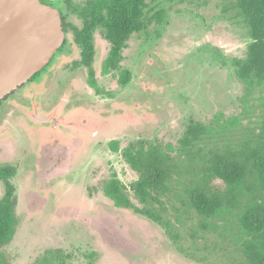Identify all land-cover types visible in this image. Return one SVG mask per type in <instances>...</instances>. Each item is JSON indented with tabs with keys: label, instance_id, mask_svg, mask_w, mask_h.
<instances>
[{
	"label": "rangeland",
	"instance_id": "obj_1",
	"mask_svg": "<svg viewBox=\"0 0 264 264\" xmlns=\"http://www.w3.org/2000/svg\"><path fill=\"white\" fill-rule=\"evenodd\" d=\"M147 1L152 9L166 11L163 23L152 22L145 30L131 34L124 46L113 45L102 28L94 30L91 67L100 93L88 84V67L80 65L73 70L69 65L58 74L51 95L43 102L49 106L54 100H64L70 103L69 109L73 101L75 105L83 102L99 110L102 118L110 119L107 133H92L91 146L75 162L67 176L68 184L56 182L57 178L49 180L55 192L50 191L45 199L34 182L35 174L28 172L23 177L20 190L21 162L27 171V149H38L40 141L26 127H15L17 145L14 143L9 161L16 164V176L11 179L15 187V227L9 242L0 249V264L243 262L234 231L220 226V220L215 221L218 227H209L192 217L182 226L180 238L174 240L145 216L115 208L103 193L115 174L131 200L137 202L131 185L138 175L119 151L110 148V143L116 142L120 150L136 140L177 146L190 120L214 126V138L227 142L249 134L264 120V91L248 88L236 74L235 61L246 56L251 38L235 1ZM66 19L74 24L81 21L74 13ZM123 71L130 75L126 85L120 82ZM224 126L227 128L221 131ZM61 131L63 136L69 132L64 128ZM196 169V165L183 160L177 164L186 181L196 179ZM210 184L214 190H225L219 180ZM33 191H38V199L29 196ZM106 209L123 214L124 224L145 244L134 258L93 227L92 220Z\"/></svg>",
	"mask_w": 264,
	"mask_h": 264
},
{
	"label": "trees",
	"instance_id": "obj_2",
	"mask_svg": "<svg viewBox=\"0 0 264 264\" xmlns=\"http://www.w3.org/2000/svg\"><path fill=\"white\" fill-rule=\"evenodd\" d=\"M234 1L251 38L246 56L235 61L236 74L248 88L256 87L264 91V0ZM65 5L68 12H60L66 35L64 43L46 67L32 75L26 84V91L34 89L31 92L34 93L43 90V82L47 79L42 78L36 84L37 79L46 75L48 79L53 78L52 71L57 67L70 65L74 70L84 65L89 68V86L100 93L91 67L94 30L102 28L105 37L113 45L121 47L131 34L145 30L150 23L162 24L166 13L164 9H152L147 0H84L82 4L65 0ZM72 13L81 20L79 24L67 21L66 17ZM129 77V72L123 71L121 84L126 85ZM65 93L64 96H67L68 93ZM31 103L35 106L36 100L32 98ZM64 105L65 101L61 100L47 112L57 117L60 114L64 116L59 119L71 134L60 135L62 145L74 144L77 138L83 139L85 135L92 137L94 131L107 133L110 119L102 118L99 110L81 102L69 109L65 116ZM225 128L227 126L221 131ZM27 130L39 137L40 146L35 150L37 184L41 189L39 193H43L45 199L52 188L49 180L60 174L57 172L68 162L53 134L62 131L61 128L54 131L49 127H40L33 121ZM50 130L51 134L48 133ZM214 131V126L190 120L177 146L168 144L164 147L147 140H136L120 150L116 142L110 143V148L119 151L125 163L138 175L131 185L137 202L131 200L115 174L105 184L103 193L115 208L145 216L160 225L174 240L180 238L182 226L192 217L209 227H218L215 221L220 220V226L234 231L243 257L241 264H264V120L249 134L227 142L216 140ZM13 150V141L0 136V178L4 182V194L0 198V249L9 242L15 227V198L13 186L8 181L14 167L4 164L10 160ZM181 160L197 166L196 179H184L177 170ZM212 180H219L225 190H214L210 184ZM39 193L33 191L32 197L38 199ZM121 215L124 216L107 209L101 210L92 220L93 227L112 243L120 244L124 252L134 258L145 244L132 228H127Z\"/></svg>",
	"mask_w": 264,
	"mask_h": 264
},
{
	"label": "water",
	"instance_id": "obj_3",
	"mask_svg": "<svg viewBox=\"0 0 264 264\" xmlns=\"http://www.w3.org/2000/svg\"><path fill=\"white\" fill-rule=\"evenodd\" d=\"M65 36L52 4L0 0V100L46 66Z\"/></svg>",
	"mask_w": 264,
	"mask_h": 264
},
{
	"label": "flooded vegetation",
	"instance_id": "obj_4",
	"mask_svg": "<svg viewBox=\"0 0 264 264\" xmlns=\"http://www.w3.org/2000/svg\"><path fill=\"white\" fill-rule=\"evenodd\" d=\"M41 1L52 4L53 6L57 7L60 10V12L62 11V3L64 2L62 0H57V1L41 0ZM52 57H51V59H52ZM45 67L46 66H44L42 69H44ZM61 70H63L62 67L55 68L52 71V73L55 75L53 78L48 79L47 75L45 77L39 76V78L36 81V84H38L37 82L41 81L42 78L47 79L43 82V90H41V91L36 90L34 93H31L34 89H28L26 91V84L28 83V81L32 77L31 76L25 83H23L22 85L17 87L15 90H13L11 93L7 94L4 98H2L0 100V136H2V137L5 136V137L10 138L13 141V144L16 143V145H17V139H15L14 134H13L15 127H18V125H20L21 127L24 126L27 128V126L32 121L38 125L40 124V127H49L50 129H53L54 131H56L58 128L66 129L65 128L66 126H64L62 124L61 120L59 119L60 117H64L63 115L60 114V116L57 117L56 115H53V114L52 115L47 114V112H49V110L55 108L58 105V103H60V101L57 102L54 100L53 103H51L49 106H46L43 104V102L51 95L52 86H53L58 74H60ZM40 71H38V72H40ZM45 85H46V89H45ZM32 98H34L36 100L35 106L31 103ZM73 104L75 105L74 101H73ZM74 105H73V107H74ZM68 106H70V103L69 104L66 103L64 105V109H65L64 115L65 116H67L69 113L68 112L69 108H67ZM73 107H71L70 109H72ZM48 133L51 134V130L48 131ZM53 134L55 136L54 139L57 138L56 141H57L58 147L60 148L59 150H61L60 152L62 153V150H64V153L66 154V158L68 160L66 165H64V167L62 168V170L64 171L63 174H58L53 179L57 178L56 182H59L60 180H62V181H60L61 184L67 185L68 184L67 176H68L69 172L73 169L75 162L79 161L80 158L84 155V153H87L88 148H90V146H91V142L89 143L91 137L85 135V139L77 138L78 140H76V142H73L74 144L66 143V144L62 145L61 144L62 141H61V137H60V135H62V133H60V134L56 133L55 134L53 132ZM14 147H15V145H14ZM27 150H28L27 151L28 155H27L26 161H27V165H28L29 169L27 171H25V169L23 167L24 162H21V170H22L21 172L22 173L20 172V176H19L20 178L18 180V185L20 184V190H21V180L23 179V177L24 178L26 177L28 172L30 174H35L34 182L38 183V173H37L38 168H37V161H36L37 154L35 152L36 149L31 150L28 148ZM13 152H14V150H13ZM56 152L58 153V150ZM30 157L32 159H30ZM10 159H11V157H10ZM9 161L4 163V164H9V165H12L14 167V172L11 175H9V177H8L9 183L13 186L11 179L16 176V167H15L16 164L14 165V163H9ZM54 170H56V169H54ZM20 190L18 188L19 192H21ZM51 192H55V188ZM3 194H4V182L0 178V198L2 197ZM14 194H15V187L13 188V196L15 198ZM19 195H20V193H19ZM29 196L32 197V192H30ZM15 201H16V199H15Z\"/></svg>",
	"mask_w": 264,
	"mask_h": 264
}]
</instances>
